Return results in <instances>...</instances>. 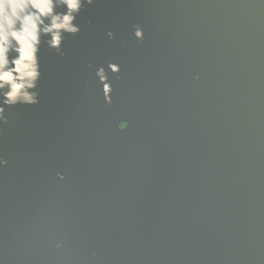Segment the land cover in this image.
<instances>
[{
    "label": "water",
    "instance_id": "obj_1",
    "mask_svg": "<svg viewBox=\"0 0 264 264\" xmlns=\"http://www.w3.org/2000/svg\"><path fill=\"white\" fill-rule=\"evenodd\" d=\"M77 23L0 125L5 264H264V3L95 0Z\"/></svg>",
    "mask_w": 264,
    "mask_h": 264
},
{
    "label": "clouds",
    "instance_id": "obj_2",
    "mask_svg": "<svg viewBox=\"0 0 264 264\" xmlns=\"http://www.w3.org/2000/svg\"><path fill=\"white\" fill-rule=\"evenodd\" d=\"M94 3L95 0H0V125L7 123L6 109L38 103L41 45L62 55L64 37L80 32L77 18L85 5ZM90 26L91 22L85 21L84 27ZM132 35L138 41L143 40V29L136 26ZM107 36L112 39L113 33L108 32ZM106 71L116 75L120 67L108 63L106 69L101 66L94 73L103 102L109 105L112 86ZM6 164L7 161L0 157V168ZM57 179L63 180V174L57 173ZM0 264H5L2 257Z\"/></svg>",
    "mask_w": 264,
    "mask_h": 264
}]
</instances>
